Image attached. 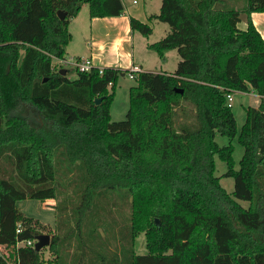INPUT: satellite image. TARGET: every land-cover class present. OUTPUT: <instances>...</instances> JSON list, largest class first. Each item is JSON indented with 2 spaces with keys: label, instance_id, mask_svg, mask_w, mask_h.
Returning <instances> with one entry per match:
<instances>
[{
  "label": "trees",
  "instance_id": "trees-1",
  "mask_svg": "<svg viewBox=\"0 0 264 264\" xmlns=\"http://www.w3.org/2000/svg\"><path fill=\"white\" fill-rule=\"evenodd\" d=\"M161 1L159 13L148 19L168 23L170 31L148 47L161 58L176 48L177 67L136 73L126 118L114 121L111 104L127 69L95 67L71 79L52 61L65 58L70 21L84 3L94 18L122 15L123 1L0 0V264L40 263V251L18 243L44 231L17 202L56 199L64 160L70 170L80 169L82 190L74 217L60 210L55 231H45L56 264H86L82 232L99 230L101 240L92 246L106 245L105 220L97 212L105 209L102 198L118 191L131 199L129 235L103 264H264V37L251 18L264 12V0H246L242 8L228 0ZM242 14L245 29L238 25ZM13 16L18 18L11 25ZM130 23L144 35L152 32L149 22L131 17ZM235 91L261 96L258 106L246 107L239 169L232 143L216 140L217 133L237 134L227 99ZM23 105L33 106L42 120L19 114ZM188 105L193 118L177 124L178 109L186 113ZM216 154L235 179L233 195L215 175ZM238 199L251 203L245 207ZM94 207L99 219L86 230ZM141 233L147 252L138 254ZM72 235L76 248L69 253Z\"/></svg>",
  "mask_w": 264,
  "mask_h": 264
},
{
  "label": "rangeland",
  "instance_id": "rangeland-1",
  "mask_svg": "<svg viewBox=\"0 0 264 264\" xmlns=\"http://www.w3.org/2000/svg\"><path fill=\"white\" fill-rule=\"evenodd\" d=\"M227 2L229 6L236 8H242L246 4V0H228ZM17 18H15V16L9 18V23L12 25V22L15 23L17 21ZM154 20L155 19L150 21L154 23ZM90 21L91 16L89 4L84 3L79 12L78 19L73 21L71 25V29L75 31V34L72 40L67 45L65 57L68 58L73 54H81L84 51V49L86 48L84 42L85 40L81 39L79 34H77V31L79 27L84 25V23L87 25V27H89ZM156 23L160 24L159 28L156 27V30L149 35H144L139 30H135L133 42L136 58L140 61H144L143 63L144 65H146V67L156 69L157 71L162 70L163 72L171 73L175 71L178 64L177 61L180 59L177 49H168L170 50L169 53L165 56V58H161L155 50H152L148 47L150 43L156 42L162 38L161 33L163 32L164 26L170 27L168 23L161 20H157ZM53 60L54 62H58L57 58H54ZM122 65H124V62L121 60V66ZM65 67L67 69V76L69 78H77L78 70L76 68L70 66ZM135 84L136 77L130 76V70L127 69L125 73L120 75L117 86L115 88L114 99L111 104L112 120L119 121L126 118L130 106L129 90L130 87ZM111 87L112 85L110 84L108 88L111 90ZM255 98V93L252 92H233L232 108L237 121V134L234 138H230L229 136L222 135L220 133L216 134V140L221 146L228 145L229 143H232V145L234 146L233 158L236 169H239L240 160L244 153V146L240 143L238 136L246 120V107L250 105L255 106ZM186 110V113H183V111L178 109V114L176 116L177 124L179 122H182L186 118H193V108L191 107V105H188ZM17 112L27 117L33 123H39V121L42 120L39 112L31 105L20 106ZM61 158L62 160H64L62 156ZM59 161V158H57V165ZM64 162L61 161L58 165V175L56 180V184L58 187V197L56 199H48L46 201H42L40 199L26 198L17 202V206L19 207V209L26 216L32 217L34 220H37L44 232L55 231L58 224L57 214L60 212V210H64L62 212L63 215H70L73 218V210L79 204L82 190L81 171L77 167H74L73 170H70L67 167V163L65 160ZM215 162V175L220 178L221 185L228 191V193L233 195L235 188V179L234 177L225 174L228 169L226 161L223 160L218 154H216ZM6 166L9 169L11 177L16 176V171L14 168H12V165H10L9 162H6ZM238 200L245 207H248L251 203L249 200ZM101 201L104 204L103 206H105V209L103 210V212H97L95 210V207L94 209H91L86 216V227L84 226V229L90 228L91 225L94 226L93 222L96 224V221L99 219L95 217L97 216V214L101 213V217H103V219L105 220V228L104 230L101 229V232H104L107 236L105 238L107 242L104 247L94 249L92 245L93 243H95V239L97 238L99 241L101 240L99 230H96L94 232V235L92 236L88 235L86 232H82V238H80L79 241L83 249L87 245L85 249L86 253L83 254V262L86 264H103L104 262H108V254H111L110 256L113 257L116 254L114 249H116V247L119 248L120 243H126V234L129 235L128 231L130 226L129 222L131 213L130 197L128 195L119 193V191L109 192L107 193L105 198H102ZM56 204L64 207V209L57 208ZM75 213L77 216V212ZM114 233L116 234V239L113 235ZM71 238L73 240L65 250L69 253L72 252L70 250H74L76 248V235H72ZM22 244L23 243H21V245ZM41 250H43L42 252H45L42 253L41 256L46 257V259H48L46 261H48L49 264H56V256L49 246H44ZM135 251L138 254L147 252L144 233L139 234V236L137 237Z\"/></svg>",
  "mask_w": 264,
  "mask_h": 264
},
{
  "label": "crops",
  "instance_id": "crops-1",
  "mask_svg": "<svg viewBox=\"0 0 264 264\" xmlns=\"http://www.w3.org/2000/svg\"><path fill=\"white\" fill-rule=\"evenodd\" d=\"M124 4V13L119 16H106V17H91L89 27L84 23L79 27L77 34L81 39L85 40V49L81 54H73L71 57L76 58H88L91 59L97 67H122L129 69L133 64L140 66L141 71H157L144 65V61H140L136 58L133 37L135 30L131 27V17L140 19L143 22H149L152 27V32L159 28L160 24H157L155 19L152 23L148 18L152 14H157L160 11L162 1L161 0H122ZM78 15L74 16L69 24V29L74 37L75 31L71 29L73 21L77 20ZM252 21L257 29L264 37V12H253L251 14ZM166 25V24H164ZM239 27L245 29L247 27V16L241 15V21ZM170 31V27L164 26L161 36L164 37ZM151 32V33H152ZM170 50H166L165 56ZM68 57V58H71ZM67 58V57H65ZM121 60L124 65L121 66ZM179 61V60H178ZM177 61V63H178ZM242 92V91H239ZM246 93V92H242ZM254 93V92H252ZM255 106L260 103L261 96L255 93ZM43 250H40L41 255ZM44 255V254H43ZM46 257H41L39 264H49L46 261Z\"/></svg>",
  "mask_w": 264,
  "mask_h": 264
},
{
  "label": "built area",
  "instance_id": "built-area-1",
  "mask_svg": "<svg viewBox=\"0 0 264 264\" xmlns=\"http://www.w3.org/2000/svg\"><path fill=\"white\" fill-rule=\"evenodd\" d=\"M57 60H58V62H54V60L52 61L54 70H61L63 68L66 69L65 66H70V67L76 68L78 71H87V72L91 71L95 67L98 68L100 72H102L104 69L103 67L95 66L93 61L91 59H88V58L71 57V58H62V59L57 58ZM128 70H130V76L135 77V74L140 72L141 68L139 65L133 64ZM227 99H228V104L230 106H232L233 92H231L227 95ZM17 231L18 232L21 231V224H19V228L17 229ZM35 242H36V239L34 241L33 240H27V241H23V242L18 243V245H21V243H23L22 245H29V246L34 247Z\"/></svg>",
  "mask_w": 264,
  "mask_h": 264
},
{
  "label": "water",
  "instance_id": "water-1",
  "mask_svg": "<svg viewBox=\"0 0 264 264\" xmlns=\"http://www.w3.org/2000/svg\"><path fill=\"white\" fill-rule=\"evenodd\" d=\"M58 15H59V17L61 19H64L66 17V13L63 10H59L58 11ZM60 72L62 74H66L67 70L65 68H63V69L60 70ZM177 91L178 92H183V89H177ZM100 101H101V98H97L96 99L97 103H100ZM157 222H158V219H157ZM35 239H36V242H35L34 248L37 251H40L44 246H49L50 242H51L50 234L45 233V232L37 234Z\"/></svg>",
  "mask_w": 264,
  "mask_h": 264
}]
</instances>
